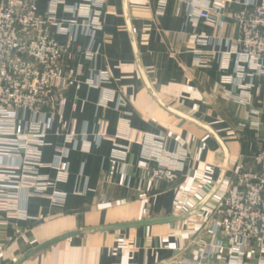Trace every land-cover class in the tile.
<instances>
[{
  "label": "crops",
  "instance_id": "0c3cea01",
  "mask_svg": "<svg viewBox=\"0 0 264 264\" xmlns=\"http://www.w3.org/2000/svg\"><path fill=\"white\" fill-rule=\"evenodd\" d=\"M54 1L36 0L37 9L44 13ZM219 2L104 0L102 29L93 39L78 35L79 45L97 54L82 59V75L66 92L67 106L56 114L43 149L48 164L58 147L67 151L69 178L56 185L66 200L31 197L24 202L29 218L8 223L0 213V264H184L204 244L224 240L214 209L249 143L264 136V76L243 80L246 104L229 95L241 93L222 81L237 65L230 56L229 70L222 69L239 36L230 13L243 5L222 4L224 21L215 27L196 19L200 8ZM57 16L73 15L59 5ZM197 34L208 37L205 45ZM56 39L64 44L68 37ZM102 71L110 83L91 86ZM100 121L108 124L105 138L96 135ZM60 128L73 130L75 141L57 134ZM122 131L161 137L160 160H147L145 142L125 139ZM160 164L175 168L177 180H152L147 168ZM42 173L57 176L49 167ZM169 217L176 220L105 230Z\"/></svg>",
  "mask_w": 264,
  "mask_h": 264
},
{
  "label": "built area",
  "instance_id": "2783aa9c",
  "mask_svg": "<svg viewBox=\"0 0 264 264\" xmlns=\"http://www.w3.org/2000/svg\"><path fill=\"white\" fill-rule=\"evenodd\" d=\"M223 1L200 8L196 19L215 27L224 21L222 4L243 5L230 13L239 36L232 41L222 69L229 70L230 56H237V65L222 81L241 92L230 93L231 97L246 104L249 87L243 80L248 75L264 76V0ZM59 5L72 18H58ZM103 6L104 0H85L72 6L55 0L43 13L37 9L36 0H7L0 5V213L5 223L29 218L24 202L31 197L49 198L56 204L66 200L56 185L69 178V164L64 160L67 151L58 147L55 161L48 164L43 160V149L56 114L67 106L66 92L82 75V59H93L97 54L92 47L79 45L78 35L93 39L102 29ZM56 34L67 36V42L59 43ZM194 39L205 45L208 37L197 34ZM95 77L90 81L94 87H103L111 80L107 71ZM257 117L254 113L253 126L258 125ZM61 130L57 134L75 141L73 130ZM107 131V122L100 121L96 135L105 138ZM120 136L132 142L144 141L147 160H160L161 137L143 139L140 132L133 136L130 131H122ZM46 167L56 170L55 180L42 173ZM151 169L147 171L152 180H177L175 168L160 164ZM233 173L214 209L224 240L204 244L198 257L184 264H207L215 257L223 264H264V136L254 137L245 162L237 163Z\"/></svg>",
  "mask_w": 264,
  "mask_h": 264
},
{
  "label": "water",
  "instance_id": "95a60500",
  "mask_svg": "<svg viewBox=\"0 0 264 264\" xmlns=\"http://www.w3.org/2000/svg\"><path fill=\"white\" fill-rule=\"evenodd\" d=\"M175 220H176L175 217L161 218V219H150V220H145V221H140V222L114 225V226L106 227L105 230H119V229H125V228H129V227L142 226V225H151V224H158V223H171V222H174ZM49 245H50V243L40 247L39 250H42Z\"/></svg>",
  "mask_w": 264,
  "mask_h": 264
}]
</instances>
